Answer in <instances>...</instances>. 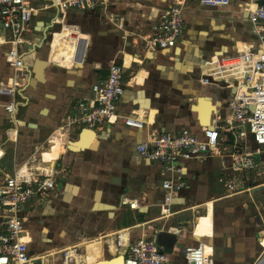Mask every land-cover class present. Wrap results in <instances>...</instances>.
<instances>
[{"label":"crops","instance_id":"obj_1","mask_svg":"<svg viewBox=\"0 0 264 264\" xmlns=\"http://www.w3.org/2000/svg\"><path fill=\"white\" fill-rule=\"evenodd\" d=\"M30 1L35 11L30 23L32 31L25 36L28 41L25 53L31 65L32 76L36 57L49 60L50 64L46 69V81L40 84L38 81H31L32 86L26 88L30 103L20 114L26 124L20 129L19 142L15 145L13 154L7 152L10 144L14 146L7 138V129L11 122L8 113L0 106V146L4 150L2 152L0 148V157L4 154L0 159V167L3 171H11L27 161L38 153V149L56 131L41 161L58 171L57 184L45 196L27 205L33 206L40 200H47L49 208H52L51 202L57 204L58 218L52 225L55 240L50 243L56 244L61 250L92 240L91 238H97V241L102 239L101 257L87 264L97 263L99 260H118L115 264H123V259L115 253L116 244L112 245L111 242L118 230L129 229L132 238L143 234L151 235L157 228L164 225L168 227L167 223L161 224V220L188 210L192 205L203 207L204 202L206 213L208 203L213 202L214 218H211V214L203 217L195 214L194 233L192 227L186 228L185 237L178 239L173 252L169 253L167 264H183L185 246L197 242L201 237H210V241L217 246V264H253L261 252L259 235H255V230L258 233L260 229H264H259L258 219L256 220L259 209L250 207L247 202L250 203L251 200L247 197L241 208L237 202L229 201L223 209L217 210L218 202L235 196L226 194L227 191L220 195L212 191L211 181L215 177L219 181L221 175L218 155L210 154L205 161L191 160L187 163V172L183 178L190 187L183 189L179 197L175 198V213L167 218L161 217L158 206L163 196V191L157 187V170L160 166L155 163L149 165L137 149L134 150L135 157L143 160V166L134 163L129 165L133 173L136 174L139 167L142 172L134 178L124 197L143 196L148 208L131 209L112 199L119 193L121 200L124 198L119 183L126 182L128 176L120 171V167L128 163L126 147H130L129 144L134 139L141 142L153 132L176 133L182 127L201 134L202 126L211 125L214 113L226 108L229 89L220 80L209 84L202 82L203 77L207 76L208 67L214 69L215 65L207 67L204 64L199 68L200 62L197 59L205 58V50L208 49L211 50L206 59H211L213 54L226 56V60L233 59L236 56L235 51L246 49L256 41L255 32L246 27L248 22L243 21L246 25L237 28L239 22L236 16L239 14V6L244 5L245 0H233V5L214 9L207 8L199 0H190L185 9L184 33L178 38L177 46L155 50H148L141 36L152 33L159 12L173 4L174 0H109L107 4L100 3L96 10L68 9L64 12L58 8H45L50 0ZM225 17H231L233 22L231 36L236 40L231 38L233 41L229 40L230 45L221 41L229 36L223 32L226 27L223 20ZM119 18H123L122 26L119 25ZM235 26L237 33L233 32ZM83 42L87 43L88 59L80 67L75 59L85 46ZM240 42H244L240 44L242 47L239 46ZM223 45L225 47L221 49ZM127 53L133 56L129 65L125 59ZM112 61L124 64L123 82L128 86L118 102L117 110L124 116H143L146 122L144 128L129 126L120 119L116 123L96 128L98 132L94 134L88 149L71 143L72 148L81 152L71 154L66 151L62 154L66 147L64 138L68 143L70 140H78L87 132H84L87 127L73 126L66 137L58 127L70 116L78 113L79 102L92 94L91 86L94 83L106 78ZM140 72H146L147 75L139 83L137 77ZM12 73V65L1 55L0 82L7 80ZM214 104L216 107H213ZM74 134L76 137H73ZM93 147L96 149H89ZM56 159L58 160L53 165ZM257 159L261 162L256 170L262 171L264 154ZM262 176L260 180H264V174ZM67 183L77 185V192L71 190L75 186ZM256 188H261L258 194L264 205V186ZM245 193L247 192L240 194ZM252 194L256 196L255 193ZM194 198L199 201L186 206V209H177V206L187 203L188 200L194 201ZM109 203L116 206L108 209L106 204ZM140 213H144V218ZM218 219L222 224V235L219 232ZM44 230L46 234L47 230ZM261 241L264 244V237ZM58 242L60 243L57 245ZM44 243L39 242L35 246L31 243V252L40 254ZM82 248L84 252V246ZM207 249L211 250V247ZM258 249L259 252H256ZM57 252L58 250L53 252L54 255L47 256L46 264H61L62 257ZM80 254L73 250L70 253L77 263L84 260Z\"/></svg>","mask_w":264,"mask_h":264},{"label":"built area","instance_id":"obj_2","mask_svg":"<svg viewBox=\"0 0 264 264\" xmlns=\"http://www.w3.org/2000/svg\"><path fill=\"white\" fill-rule=\"evenodd\" d=\"M189 1L174 0L173 4L159 12L152 33L141 36L148 50L177 46L178 38L184 33L185 9ZM199 1L210 7H226L233 2ZM108 2L109 0H50L45 8H58L63 12L68 9L90 11L96 10L100 3ZM241 7L248 12L243 21L254 26L256 41L246 49L235 51L238 62L226 63V56L218 57L214 62L216 54H213L211 59H206L205 64L207 67L215 65V68L208 67L209 75L202 79L205 84L220 80L229 89L226 108L214 113L211 125L202 126L201 134L182 127L176 133L153 132L137 144L136 149L145 162L160 166L157 170V187L163 191V196L158 206L163 218L175 213V198L179 197L183 189L190 187L183 177L187 172V163L191 160L202 162L210 154L218 155L221 168L219 181L226 187V194L236 195L246 191L249 200L254 203L252 188L264 186V180H260L263 178L264 169L256 170L261 162L257 157L264 154V0H245ZM34 11L30 0H0V49L13 67V73L7 80L0 82V106L8 113L11 126L7 129V138L14 144L19 142L20 129L26 124L21 118V110L30 103L26 88L32 86L29 83L32 72L25 53L28 43L25 36L32 31L30 23ZM122 19L119 18L120 26L123 25ZM124 71L125 66L121 62L112 61L109 64L106 78L94 83L91 86L92 94L79 102L78 113L70 116L58 127L63 131L64 137L73 126L96 129L116 123L120 119L129 126L144 128L146 122L143 116H124L117 110L118 102L125 92ZM234 87L235 92H230ZM54 133L38 149L37 154L12 171H3L0 167V264H35L37 261L46 264L49 254L31 252L32 240L25 226L24 211L33 200L45 196L57 184L58 171L41 161ZM250 134L254 135L252 140L249 138ZM64 145H68L65 138ZM0 148L4 152L2 146ZM254 170L259 177L256 182L251 181L247 174ZM121 204L131 209L148 208L143 196L124 197ZM201 207L192 205L189 208L198 211ZM205 207L204 202L201 208L203 212L198 211L197 215L205 213ZM186 208L188 207L183 209ZM257 212L256 217L259 216L261 222H264L260 210ZM194 225L195 218L192 223L193 233ZM163 230L177 237L185 232L181 228L164 225L155 229L151 235L143 234L132 238L129 229L123 228L117 231L111 242L116 244L115 253L119 254L120 250L125 249L123 264H167L169 253L158 241V234ZM258 235L261 252L253 264H264V244L261 241L264 229H260ZM71 250L84 254L79 244L65 247L61 250L64 257L62 264L76 263V258L70 255ZM108 250L110 251V246ZM216 250L217 246L210 241V237L198 238L197 242L184 248L186 264H216ZM110 253L112 254L111 251ZM81 264H86L85 260Z\"/></svg>","mask_w":264,"mask_h":264},{"label":"rangeland","instance_id":"obj_3","mask_svg":"<svg viewBox=\"0 0 264 264\" xmlns=\"http://www.w3.org/2000/svg\"><path fill=\"white\" fill-rule=\"evenodd\" d=\"M247 29H250V30H253V28H254V26L252 25V24H248L247 26ZM223 32H224V34L225 35H231V32H230V29H229V27H226L224 30H223ZM229 36H227L226 38H228ZM226 38H224L225 40H223V39H221V41H223V42H225L226 44H231V41H229V40H227ZM217 39H219L218 37H217ZM234 42H232V44H233ZM241 43H244V42H240L239 43V46H240V44ZM240 47H242V46H240ZM206 51V50H205ZM1 55H3V50H1L0 49V56ZM136 58V57H135ZM125 59H126V64L127 65H129L130 64V62H131V60H133V56L132 55H130L129 53H127L126 55H125ZM146 75H147V73L146 72H140L139 74H138V81H139V83L140 82H143L144 81V79H145V77H146ZM21 80V79H20ZM73 137H76V134H74L73 135ZM15 145L16 144H14V146L12 147L11 146V144H10V147L8 148V151L7 152H9L10 151V153H14V151H15ZM97 145H98V143H96V147H97ZM71 147V149H73V150H75V151H80L81 152V150H78V149H75V148H72V146H70ZM96 147H93V148H91V149H96ZM67 150V147H64L63 148V152H65ZM71 154H72V152H71ZM11 166H9V168H10ZM13 170V169H12ZM11 170V171H12ZM10 172V171H9ZM248 174V177L251 179V181H253V182H256L257 180H259V177H257L256 176V171L254 170V171H252V172H248L247 173ZM0 177H2V176H0ZM57 178H58V176H57ZM211 186H212V191L213 192H216L217 194H222V193H224V192H226V187L224 186V184L223 183H219V181H217V179H216V177L213 179V181H211ZM71 190L75 193V192H77V190H78V188L77 187H72L71 188ZM260 191H261V188H256V189H253V193H255L256 194V198H255V202L254 203H249V206L250 207H252V208H254V207H258V209L260 210V212L262 213V215L264 216V205H263V203L260 201V199H259V194L258 193H260ZM247 197H248V194L247 193H245V194H239V195H235L234 197H232V198H228V199H224L223 201H220V202H218L217 203V210H221V209H223V207H224V205L225 204H227L229 201H233V202H237L238 204H239V206H240V208L242 207L241 206V204L243 203V202H245L246 200H247ZM212 200V199H211ZM199 201V199L198 198H194V201H190V200H188V202L187 203H185V204H181V205H179V206H177V209H181V208H184V207H186V206H190L193 202H198ZM232 202V203H233ZM236 203H234V205H235ZM97 206H99V205H97ZM208 210L206 211V213H202V214H199V215H197V212L198 211H200V212H203L202 210H201V208H199V210L198 211H196L195 209H188V210H183V211H180V212H178V213H176V214H174L173 216H171L170 218H168L167 220H161L160 221V223L161 224H163V223H167V225L168 226H173V227H177V228H181V229H183L182 230V232H184L185 230H186V228L187 229H190L191 227H192V223H193V219H194V215L196 214V216L197 217H203V216H208L209 214H211V218H214V215H215V210H214V204H213V202H210V203H208ZM251 209V208H250ZM158 223H156V225H157ZM261 227H264V222H261L260 224H259V229L261 228ZM258 230V229H257ZM258 233L256 232V230H255V235H257ZM185 234L184 233H182V235L181 236H179L178 237V239L180 240V238L181 237H185L184 236ZM92 240H93V242H90V241H92V240H86V241H84V242H82V243H80L79 244V246L82 248V246H84V254H80V255H83V259L85 260V262H86V264L87 263H92V261L94 260V259H97V258H99V257H101V255H102V249H103V240L102 239H100L99 241H97V238H95V239H93V238H91ZM203 240L204 241H207L206 240V238H203ZM60 242H58L57 243V245L59 244ZM56 244H47V243H45V249L47 250V251H44V252H40V254H51L50 252H52V251H57L58 250V252L57 253H59V256L60 257H62L61 256V250L63 249H61L60 250V248H59V246H55ZM73 245H75V244H73ZM112 245H115V242L112 244ZM71 246V245H70ZM63 247V246H62ZM67 247H69V246H67ZM65 248V247H64ZM256 248V247H255ZM260 249V248H259ZM259 249L256 251V252H259ZM174 250V249H173ZM53 253V252H52ZM169 253V252H168ZM78 254V253H77ZM46 259H47V257H46ZM63 260H64V257H62V258H60V261H61V264L63 263ZM46 261V260H45ZM35 264H40V262L39 261H37ZM74 264H81V263H74Z\"/></svg>","mask_w":264,"mask_h":264},{"label":"water","instance_id":"obj_4","mask_svg":"<svg viewBox=\"0 0 264 264\" xmlns=\"http://www.w3.org/2000/svg\"><path fill=\"white\" fill-rule=\"evenodd\" d=\"M207 8H209V9H214V8H216V7H210V6H207ZM248 16V12L247 11H245L244 12V19L246 18ZM213 21V20H212ZM244 25H246L244 22L243 23H241V27H243ZM230 38H233V40H236V39H234V37L233 36H231L230 35ZM46 39V38H45ZM83 44H85V46H84V48H83V50H81L80 51V53H78V56H77V58L75 59V62H78V63H80L78 66H80V67H82L83 66V64H84V62H85V60L86 59H88L87 57H86V50H87V43L86 42H83ZM225 47V45H223L222 47H221V49H223ZM211 49H208L207 51H205L206 53H205V58H198L197 59V61L198 62H200V63H198V66H200L199 68H201L205 63H206V58L207 57H209V55L210 54H208V52L210 51ZM220 53H222V52H220ZM78 63H76V65L78 64ZM49 64H50V62H49V60H46V59H41V58H39V57H36V61H35V65H34V67H33V76L31 77V79H33V78H37L38 79V84H40V83H42V82H45L46 81V69H47V67L49 66ZM235 82H236V80H235ZM125 87H128L127 85H125ZM235 90H236V88L234 87V88H232L231 89V91L230 92H232V93H234L235 92ZM214 107H216V104H214ZM47 111V109L45 108L44 109V112H46ZM212 123V122H211ZM85 131H91L92 133H97L98 131L97 130H93V129H90V128H86V129H84V132ZM82 137H83V135H81L80 137H79V139L78 140H75V141H73V140H70V143H68V145H67V151H69V152H80V151H75V150H73V149H71V147H70V144L71 143H78V142H80L81 141V139H82ZM109 138V137H108ZM107 138V139H108ZM249 138L252 140L253 138H254V135L253 134H250L249 135ZM137 144H138V141L136 140V139H134L133 140V143H131V144H129L130 145V147H126V152H127V154H126V158H128V163L129 164H131V163H134V164H137V165H143V160H139V159H137L136 157H135V151L134 150H136V148H137ZM135 148V149H134ZM88 149V148H87ZM89 149H91V148H89ZM85 150V149H84ZM83 151V150H82ZM130 180V179H129ZM103 182V181H102ZM105 185L107 184L106 183V181H104L103 182ZM109 183H113V181H109ZM68 185H71V186H75V187H77V185H73V184H71V183H67ZM119 185L120 186H122V190H123V197H124V195H126V191L130 188V183H129V181L127 180L126 182H123V183H119ZM1 193V192H0ZM115 202H118V203H121L120 202V200H121V194L119 193V195L117 196V197H114V198H112ZM44 201H47V200H44ZM40 203H41V200L39 201ZM107 205V208L108 209H111V208H113V206H116V204H114V203H109V204H106ZM258 220H257V222H258V224H260L261 223V218L259 217V216H257L256 217ZM234 221H236L237 222V220L236 219H234ZM216 222H217V220H216ZM218 224H220L219 225V232H220V234L222 233L223 234V229H222V224H221V221L218 219ZM221 234V235H222ZM177 240H178V237H177V235H175V234H173V233H171V232H168V231H165V230H163V231H161L159 234H158V241L161 243V244H163L164 246H165V249H166V251L167 252H169V253H172L173 252V249H174V247H175V245H176V243H177ZM228 240H229V238H228ZM125 253V249H122V250H120L119 251V255H120V258H122L123 260H124V256H123V254ZM182 262H183V264H186V261L183 259L182 260ZM94 264H111V261H109V260H99L97 263H94ZM216 264H217V262H216Z\"/></svg>","mask_w":264,"mask_h":264},{"label":"flooded vegetation","instance_id":"obj_5","mask_svg":"<svg viewBox=\"0 0 264 264\" xmlns=\"http://www.w3.org/2000/svg\"><path fill=\"white\" fill-rule=\"evenodd\" d=\"M233 5V2L230 4ZM228 5V6H230ZM242 5L239 6V14L236 16V18L238 19L239 24L237 25V28H239L240 24L243 22L244 20V10H242L243 7H241ZM225 26L229 27L230 32L233 29V22L231 21V17H225ZM225 27V28H226ZM224 28V29H225ZM241 28V26H240ZM234 33L236 32V26L233 30ZM232 33V32H231ZM226 38V37H225ZM227 40H232L230 37L227 38ZM233 41V40H232ZM143 165H140V167H142ZM139 167V166H138ZM138 168L139 171L135 174L132 171V167L129 165V163H126L124 165H122V167H120V171L121 172H125L126 176H128V181L130 184L133 183V181L135 180L134 178L140 174L142 172L141 168ZM130 179V180H129ZM122 187V186H120ZM128 191V190H127ZM249 205V202H247ZM251 203V201H250ZM50 205L52 206V208H49V203L46 201H41L40 202H36L33 206H28L26 207L25 211H24V215L26 216V222H25V226L29 231L30 234V238L32 240V244L34 243V246L37 245V243L39 242H51L54 241V235H53V227L52 225L55 224V220L58 218V210L56 209L57 204L54 202H51ZM49 206V207H47ZM241 206H243V203L241 204ZM53 208H55L53 210ZM47 230L46 234L45 230ZM45 243L44 246L41 247V252L47 251L45 249Z\"/></svg>","mask_w":264,"mask_h":264},{"label":"bare ground","instance_id":"obj_6","mask_svg":"<svg viewBox=\"0 0 264 264\" xmlns=\"http://www.w3.org/2000/svg\"><path fill=\"white\" fill-rule=\"evenodd\" d=\"M216 57H223V56H219V55H215V58ZM214 58V59H215ZM239 61V58L237 57V56H235V58H233V59H229V60H226V63H234V62H238ZM214 62H216L215 60H214ZM207 72L209 73V71H208V69H207ZM207 73V75H209ZM31 81L33 82H36V81H38V79L37 78H33L32 80H31V78L29 79V83L31 84ZM213 107H214V105H213ZM89 128V127H88ZM94 137H95V135H94V133H92L91 131H87L86 133H84V135H83V137H82V139H81V141L80 142H78V143H74L75 145H78V146H81L82 148H87V147H89L90 145H91V143H92V141H93V139H94ZM52 252H54V251H52ZM118 262V260L117 261H115V262H111V264H115V263H117ZM94 264V263H93Z\"/></svg>","mask_w":264,"mask_h":264},{"label":"trees","instance_id":"obj_7","mask_svg":"<svg viewBox=\"0 0 264 264\" xmlns=\"http://www.w3.org/2000/svg\"><path fill=\"white\" fill-rule=\"evenodd\" d=\"M140 214H142V213H140ZM142 217L144 218V213L142 214Z\"/></svg>","mask_w":264,"mask_h":264}]
</instances>
